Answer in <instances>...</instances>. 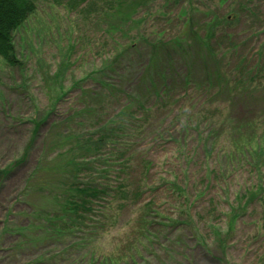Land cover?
<instances>
[{
    "label": "rangeland",
    "instance_id": "obj_1",
    "mask_svg": "<svg viewBox=\"0 0 264 264\" xmlns=\"http://www.w3.org/2000/svg\"><path fill=\"white\" fill-rule=\"evenodd\" d=\"M92 1L78 7L73 0L38 1L35 13L14 32L17 62L0 57V168H11L0 181V264H264V126L236 128L264 111V100L257 94L251 100L232 97L205 83L206 72L217 65L235 70L240 57L260 63L255 53L264 48V0H153L138 6L127 23L106 19L124 16L125 10L113 12L121 6ZM180 16L201 26L230 16L226 48L237 42L245 47L222 46L220 57L191 69L174 54L177 77L191 73L187 95L167 107L147 98L149 119L140 109L113 143L97 154L84 153V139L66 135L97 129L98 104L110 120L126 103L144 97L147 38L174 34L185 24ZM139 33L146 41L134 39ZM133 41V49L117 53ZM106 66L113 70L102 74ZM102 77L123 84L131 98L97 99L83 112L81 90L95 95ZM70 157L93 161L90 170L77 174L80 182L123 183L125 189L128 183L129 190L138 184L140 195L123 205L118 195L103 196L93 203L87 225L70 226L68 236L54 238L49 235L58 228L38 229L42 218L34 209L55 204L50 192L63 181L58 171L50 175L49 191L43 184L26 190L38 166L47 162L66 172ZM123 158L125 172L117 163ZM248 188L263 196L240 199Z\"/></svg>",
    "mask_w": 264,
    "mask_h": 264
},
{
    "label": "trees",
    "instance_id": "obj_2",
    "mask_svg": "<svg viewBox=\"0 0 264 264\" xmlns=\"http://www.w3.org/2000/svg\"><path fill=\"white\" fill-rule=\"evenodd\" d=\"M40 0H0V57L5 58L9 63L14 65L17 62L16 54H15V44H14V32L18 30L30 17L31 14L36 11V3ZM149 1L153 0H105V3L108 5L114 2V6L120 7L119 10L114 9L113 12L125 10L124 16H108L106 19L110 18H123L124 23L127 21L133 22L134 13L138 6L147 4ZM87 2L92 4V0H73V4L77 7L79 3ZM87 6H90L88 4ZM129 6V10L125 8ZM82 10V9H81ZM169 17V16H168ZM239 17V16H238ZM180 18L185 20V24L182 25L178 31H175L174 34L170 36H164V34H159L158 37L153 39L147 38V44L149 46V60L146 66L143 68L141 76H143L142 81L146 86L144 87V97L137 98L132 104L128 105L127 103L124 105L123 110L121 109L118 112V118L105 120L103 114L100 110V105L98 104V108L94 110V124L93 127H97V129L92 130L90 135H84V132L81 135H74L70 133V135H66V137L71 140L74 139L77 142L83 140V143L80 144L84 151V153L94 152V154L98 151H102L106 144L113 143L116 139L118 129L123 126L124 123L128 122L130 119L134 118L136 112L142 109L145 111L147 119L151 114V109L146 107L145 101L147 98L159 99L161 105L169 106L173 103V101L178 97V95H187V85L189 83L188 78L190 79L191 73L187 71L184 74V78L180 79L176 75L175 71V62H174V54H179L180 58L188 61V64L191 65L189 68L191 69L193 65L197 62H202L203 65L208 63L207 60L210 57L213 59H217L219 56L218 50L222 48V46L228 47L231 44H228L227 39L229 38V33L226 27L229 24L233 23V19L230 16H222V20L219 18L210 19L206 25H198L193 21L194 19L188 16H180ZM190 18V19H189ZM234 18V16L232 17ZM120 25H116L115 28H119ZM141 33L138 34V37L144 39V34L142 36ZM222 42V43H221ZM225 43V45H223ZM135 42H131L124 48H121L117 53L122 54L126 53L128 50L133 49ZM233 46V45H232ZM238 48H243L245 45L243 43H238L234 47L226 48L228 50H233L234 48L237 50ZM263 50L255 53L258 56V60L260 63L250 64L247 59L240 58L238 59V65L235 70H225L224 67L217 65V69L215 72H206V81L207 85H211V88L225 90L232 95V97L236 96L241 99L251 100L255 98L256 94L260 98V100H264V48ZM203 54H202V53ZM203 58H202V56ZM203 59V60H202ZM206 62V63H205ZM110 64V63H109ZM165 67H160V66ZM107 68L103 69L102 74L105 71L111 72L113 68L106 66ZM165 71V73H164ZM232 78H229L231 77ZM188 77V78H187ZM222 77V79H220ZM228 77V79H227ZM227 79V80H226ZM179 80V81H177ZM101 90H96L94 92L91 90H81L82 94L81 103L82 107L80 108L83 112L89 110L92 107V102L97 101V99L109 98L111 101L117 98H131L132 92L126 90L123 84H116L108 81L105 77H102L101 80ZM181 92H185V94H181ZM232 92V93H231ZM59 97V95H58ZM106 99V100H107ZM103 106V105H102ZM264 110V109H263ZM77 111L76 113H78ZM82 114V112H79ZM264 111L255 118H243V121H239L236 128L247 132V129H257V125L260 124V127L264 126ZM60 130L59 134H61L62 127L59 126ZM97 130V131H96ZM240 144V143H238ZM239 148V147H238ZM246 152H249L248 150ZM115 155H120L119 152H116ZM84 158V155H81ZM77 157H70V160L67 161V166H70L69 169L67 167L66 172L56 169H51L52 167L48 165L47 162L42 164V166H38L34 173L31 174V178L35 179L32 181V184L27 186L26 192H29L33 186H37L42 189L44 186L49 191L52 182L50 181V175L58 171L61 180H63L57 188H53L54 194L53 202L55 203L51 206V203L48 205H42L38 209H34V212L41 216L42 220L40 227L51 225L58 228L55 233H50V237L55 238V234L62 236H68L70 234L69 227L73 226L74 228L84 227V224L87 225V220L89 216L93 214V203L97 202V200L102 199L103 196L108 195H118L122 198V202L119 205L126 204L132 197L137 198L140 195V186L138 184L135 185V190L125 189L126 185L123 183L116 184L115 186L111 183L104 182L105 184L101 186L94 181L80 182L78 180L77 174L84 170H90L92 160H75ZM119 167L124 168L127 167V163L122 160L117 159ZM110 166V164H109ZM106 166V170L110 168ZM256 168V165H253V169ZM11 168H0V181L3 176L7 175L10 172ZM43 171L39 176V172ZM34 176V177H33ZM39 176V177H38ZM38 177V178H37ZM78 181H77V180ZM38 180V181H37ZM40 183L41 185H36ZM42 184L44 186H42ZM125 186V187H123ZM137 187V188H136ZM253 187V186H252ZM125 189V190H124ZM258 189V188H257ZM257 189L253 190L248 188L244 193H242L239 197L245 198L247 201L251 198H260L262 192ZM50 201V200H49ZM248 203H244L242 206H247ZM236 207H232L231 213L229 216L230 226L232 227V223L237 215ZM228 222V224H229ZM61 223L63 226H61ZM33 222L27 225V228L31 229V225ZM36 224V223H35ZM228 226V228H231ZM71 229V227H70ZM67 230V231H66Z\"/></svg>",
    "mask_w": 264,
    "mask_h": 264
}]
</instances>
